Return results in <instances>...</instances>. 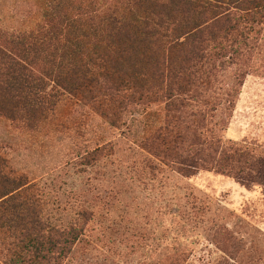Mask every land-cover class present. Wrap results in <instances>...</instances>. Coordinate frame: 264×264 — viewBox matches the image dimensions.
Listing matches in <instances>:
<instances>
[{"label": "trees", "instance_id": "trees-1", "mask_svg": "<svg viewBox=\"0 0 264 264\" xmlns=\"http://www.w3.org/2000/svg\"><path fill=\"white\" fill-rule=\"evenodd\" d=\"M41 9L35 30L0 32L7 136L91 133L68 162L81 173L108 165L123 142L152 176L213 171L264 195V151L222 137L264 47V0H42ZM8 149L3 139L0 264H64L93 212L80 203L67 216L72 204Z\"/></svg>", "mask_w": 264, "mask_h": 264}, {"label": "rangeland", "instance_id": "rangeland-1", "mask_svg": "<svg viewBox=\"0 0 264 264\" xmlns=\"http://www.w3.org/2000/svg\"><path fill=\"white\" fill-rule=\"evenodd\" d=\"M225 115L224 140L264 151V47ZM90 136L52 133L33 140L18 132L7 136L0 123V142L12 144L10 156L29 176L46 177L66 208L72 204L67 216L80 203L93 212L86 235L64 264H167L173 253L182 254L181 264H264L259 186L247 188L207 170L190 177L172 171L152 176L123 142L108 165L81 173L68 162Z\"/></svg>", "mask_w": 264, "mask_h": 264}, {"label": "crops", "instance_id": "crops-1", "mask_svg": "<svg viewBox=\"0 0 264 264\" xmlns=\"http://www.w3.org/2000/svg\"><path fill=\"white\" fill-rule=\"evenodd\" d=\"M32 3L35 9H30L28 4ZM25 5L27 9H22ZM42 0H0V32H28L35 30L38 24H42L39 18L42 9ZM25 14L20 19V15Z\"/></svg>", "mask_w": 264, "mask_h": 264}]
</instances>
